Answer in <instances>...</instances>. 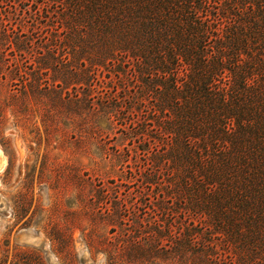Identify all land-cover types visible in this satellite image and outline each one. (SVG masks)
Instances as JSON below:
<instances>
[{"label":"trees","instance_id":"obj_1","mask_svg":"<svg viewBox=\"0 0 264 264\" xmlns=\"http://www.w3.org/2000/svg\"><path fill=\"white\" fill-rule=\"evenodd\" d=\"M6 85L115 174L110 264H264V0H0Z\"/></svg>","mask_w":264,"mask_h":264},{"label":"rangeland","instance_id":"obj_2","mask_svg":"<svg viewBox=\"0 0 264 264\" xmlns=\"http://www.w3.org/2000/svg\"><path fill=\"white\" fill-rule=\"evenodd\" d=\"M63 116L50 113L45 128L44 117L33 111L21 128L7 113L0 130L6 159L0 169V264H110L102 243L90 242L88 234L102 224L97 190L105 185L111 195L115 174L95 170L97 146L72 137ZM97 230L92 238L111 236L106 226Z\"/></svg>","mask_w":264,"mask_h":264},{"label":"bare ground","instance_id":"obj_3","mask_svg":"<svg viewBox=\"0 0 264 264\" xmlns=\"http://www.w3.org/2000/svg\"><path fill=\"white\" fill-rule=\"evenodd\" d=\"M5 163H6L5 155H4V152H3V150H2V148L0 146V169L1 168L4 169L3 167L5 166Z\"/></svg>","mask_w":264,"mask_h":264}]
</instances>
